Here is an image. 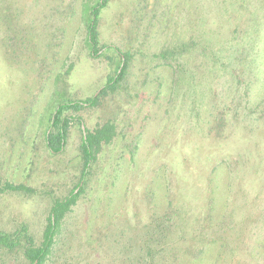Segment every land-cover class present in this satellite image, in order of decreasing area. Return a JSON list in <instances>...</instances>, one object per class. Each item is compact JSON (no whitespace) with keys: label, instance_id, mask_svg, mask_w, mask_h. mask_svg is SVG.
Wrapping results in <instances>:
<instances>
[{"label":"rangeland","instance_id":"rangeland-1","mask_svg":"<svg viewBox=\"0 0 264 264\" xmlns=\"http://www.w3.org/2000/svg\"><path fill=\"white\" fill-rule=\"evenodd\" d=\"M95 1L0 0V234L41 243L79 181L82 125L110 121L44 264H150L174 220L158 264H264V0H107L99 43L130 53L125 75L67 112L82 125L53 154L57 104L97 94L120 63L112 49L90 56ZM24 243L0 247V264H29Z\"/></svg>","mask_w":264,"mask_h":264},{"label":"trees","instance_id":"trees-1","mask_svg":"<svg viewBox=\"0 0 264 264\" xmlns=\"http://www.w3.org/2000/svg\"><path fill=\"white\" fill-rule=\"evenodd\" d=\"M107 0H97L91 6L89 11V20L86 27V42L89 47V53L91 57H99L105 50L112 49L120 57V63L117 70L107 77L105 84L100 92L93 94V96L85 97L81 99L68 100L65 102H59L55 107L49 121L48 128L45 132V144L49 151L53 154L60 153L65 144L68 135L69 127L77 122L82 125V119L78 116L67 114L68 111H77L82 108L95 106L99 103L101 94L107 91H113L118 86L119 82L125 75V68L130 57V53L122 52L114 45H101L99 43V14L102 8L107 4ZM82 136L80 142L81 153V170L79 181L74 188L64 197L56 199L49 210L47 218V224L43 230L42 241L38 246L32 243V239L27 234L26 230L13 234H0V247L8 250H12L22 244L24 241L22 255L28 261L29 264H44L51 253L52 246L55 241V237L60 227V222L64 215L71 210L76 204L80 194L83 190V182L90 171V166L96 158L97 153L100 151L104 144L109 143L115 135V125L107 121L102 125L89 130L82 125ZM5 190L9 191H22L32 192L33 189L23 184L6 183L4 185ZM174 220V219H173ZM171 221V219L169 220ZM181 221L174 220L173 223L159 226V230L153 237V252H148L150 256V264H158V260L162 256H158L161 251V238H164L173 229L180 227ZM23 237V240L22 238ZM158 237V238H156ZM152 238V237H151ZM158 257V258H157Z\"/></svg>","mask_w":264,"mask_h":264}]
</instances>
